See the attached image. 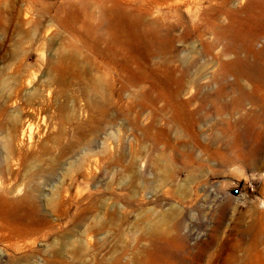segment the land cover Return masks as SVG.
I'll list each match as a JSON object with an SVG mask.
<instances>
[{
    "label": "rangeland",
    "instance_id": "374dc122",
    "mask_svg": "<svg viewBox=\"0 0 264 264\" xmlns=\"http://www.w3.org/2000/svg\"><path fill=\"white\" fill-rule=\"evenodd\" d=\"M262 202L264 0H0V264H264Z\"/></svg>",
    "mask_w": 264,
    "mask_h": 264
},
{
    "label": "bare ground",
    "instance_id": "6f19581e",
    "mask_svg": "<svg viewBox=\"0 0 264 264\" xmlns=\"http://www.w3.org/2000/svg\"><path fill=\"white\" fill-rule=\"evenodd\" d=\"M238 61H239V59H238ZM236 64H238V62ZM262 204H264V202H262Z\"/></svg>",
    "mask_w": 264,
    "mask_h": 264
},
{
    "label": "built area",
    "instance_id": "2783aa9c",
    "mask_svg": "<svg viewBox=\"0 0 264 264\" xmlns=\"http://www.w3.org/2000/svg\"><path fill=\"white\" fill-rule=\"evenodd\" d=\"M194 242L192 241V244H193Z\"/></svg>",
    "mask_w": 264,
    "mask_h": 264
}]
</instances>
